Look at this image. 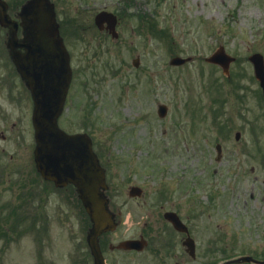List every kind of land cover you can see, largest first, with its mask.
<instances>
[{
  "label": "rangeland",
  "instance_id": "1",
  "mask_svg": "<svg viewBox=\"0 0 264 264\" xmlns=\"http://www.w3.org/2000/svg\"><path fill=\"white\" fill-rule=\"evenodd\" d=\"M10 1L14 6L22 0ZM55 1L59 8L63 6L60 9L66 25L63 35L73 55L76 78L72 85V100L66 106L61 125L70 132L85 130L93 134L95 148L109 168L116 203L128 196V188L133 184L146 187L149 184L150 193L159 192L162 186L171 188L179 178L191 174V183L187 184L193 186L192 181H197L200 176L204 179L202 172L207 178L211 168V171L216 170L214 178H222L227 185L224 195L228 194L229 202L208 210L211 212L209 217L205 214L210 201V197L206 199L209 196L207 188L194 184L200 202L190 190V199L182 206L184 211H192L204 226L208 223L215 244L221 243L215 231L227 232L236 240L235 246H227L228 256L249 250L260 251V246H264V224L259 228L261 221L258 217L254 219L251 212L264 211V199H261L264 196V171L260 167L264 133L254 135L257 131L264 132V95L247 55L257 51L264 55V0H169V9L165 6L155 8V0H87L88 6L94 3L98 9L113 12L127 7L126 17L118 26L120 39L115 45L110 37L100 34L94 27L86 30V39L79 38L80 30L67 16L75 13L74 7L86 0ZM78 12L91 24L93 13ZM171 21L172 32L169 30ZM134 26L138 28L134 29ZM162 27L166 28L168 38L163 35ZM82 36L84 38L83 33ZM221 44L237 57V62L231 65V79H226L217 66L203 61L204 56L210 55ZM80 46L83 52L88 49L89 53L77 54ZM106 48L107 53H100ZM0 51V93L14 102L16 109L11 110L23 120L24 101L1 48ZM178 54H192L194 58L187 66L171 68L169 60ZM136 55L140 56L138 69L132 65ZM3 74L12 76L10 87H2L5 86ZM222 88L236 89V97L226 94L227 98L223 99ZM145 89L149 90L145 92ZM158 102L169 107L166 118L158 116ZM216 114L217 120L221 119L214 123L211 115ZM14 120L3 124L10 141L18 145L12 158L17 166L12 173L30 164L34 146L28 120L17 122V125ZM236 131L241 132L240 140L234 138ZM181 134L184 138H180ZM27 143L28 149H21ZM217 143L221 144V162H210L208 154L212 153L215 160L216 150L212 147ZM161 150H166V156L158 154ZM252 167L254 172H251ZM4 170L0 173L2 178H5ZM255 176H258L256 184ZM30 177L27 170L22 172V180L30 181ZM15 178L13 175V180ZM12 182L0 183V196H8L5 190ZM178 187L184 195L185 184L180 183ZM252 193L260 196L259 202L251 197ZM231 198L235 200L231 201ZM216 200L222 198L218 196ZM26 201L25 197L21 217L28 218L26 223L32 226L34 220L26 212L33 211L39 199L32 197L28 205ZM52 205L63 215L59 221L51 218L46 232L48 236L50 234L49 249V243H45L46 233L41 228L43 231L37 235L38 244L34 250L31 230H28L29 234L25 227L20 229L23 223L14 228V216L10 211V217L3 224L6 228H0L4 233L0 238V264H32L34 252L41 259L51 255L59 257L62 237L75 240L72 230L77 227V221L69 220L73 229L63 230L64 204L59 206L54 193ZM129 205L133 210V204ZM70 208L77 210L73 202Z\"/></svg>",
  "mask_w": 264,
  "mask_h": 264
},
{
  "label": "water",
  "instance_id": "2",
  "mask_svg": "<svg viewBox=\"0 0 264 264\" xmlns=\"http://www.w3.org/2000/svg\"><path fill=\"white\" fill-rule=\"evenodd\" d=\"M19 17L22 20L24 37L22 40H18L16 34H12L8 41V47L14 60L15 54H20L19 49H25L24 55L19 59L16 58L15 64L23 78L27 79L33 93H36L33 117L36 168L45 179L54 181L59 187L68 183L77 187L79 197L93 223L88 242L93 253H98V235L102 231L114 228V215L108 208L105 171L93 152L91 138L87 134L68 135L57 125L58 117L64 107L71 70L65 51L61 53L60 58H53L49 55L54 54L59 48L57 43H47L58 30L54 5L49 0H28L23 5ZM105 20L108 22V28L114 35H117L114 31L115 16L109 13H101L97 16L98 24ZM0 21L6 27H10L13 23L7 15V4L1 0ZM49 25L54 33L53 36H51L50 29L46 28ZM34 56L46 57V61L37 64L35 74L31 75L28 69L29 65L23 60L28 58V61H32ZM250 59L254 63L255 73L264 87L262 56L255 54ZM209 60L220 64L227 72L233 58L227 56L223 49H220ZM57 61L59 62L57 63ZM165 112L166 108L160 106L159 114L163 116ZM134 192L136 189H133L132 193ZM95 256L99 255L95 254Z\"/></svg>",
  "mask_w": 264,
  "mask_h": 264
},
{
  "label": "flooded vegetation",
  "instance_id": "3",
  "mask_svg": "<svg viewBox=\"0 0 264 264\" xmlns=\"http://www.w3.org/2000/svg\"><path fill=\"white\" fill-rule=\"evenodd\" d=\"M2 30L5 34V30L3 28ZM0 37L3 36L0 35ZM29 186L31 198L39 199L38 205L30 212V218L34 220L32 225L34 231H40L42 228L46 232L51 225L52 216L60 220V216L63 215L60 210L53 207L52 193L56 195L59 206L64 204L63 230L67 227L70 230L73 229L69 220L77 221V227L72 230L75 240L62 237L63 250L61 249L59 257L51 255L45 264H95L86 242L90 222L79 203L74 187L68 185L58 189L36 175L30 180ZM175 196V199L166 201L156 209L148 206L145 200L122 201L123 208H129L130 205L127 203H132L134 208L147 206L151 209L125 211L129 218L125 220L126 216L122 214L119 226L113 232L103 233L99 237L105 264H213L220 258H226V246L217 247L212 243L211 232H209L211 227L208 223L205 222L204 226L194 217L192 211H184L182 206L188 203L190 194L182 195L179 192ZM72 202L77 208L76 211L70 208ZM166 211L176 212L178 215L176 220L180 226H183L177 229V226L166 218ZM205 214L211 216L209 211H205ZM188 238L194 241V252L188 250L186 246ZM127 240H139L143 248L135 250L121 247V244Z\"/></svg>",
  "mask_w": 264,
  "mask_h": 264
}]
</instances>
